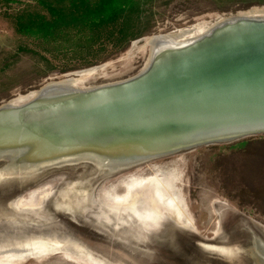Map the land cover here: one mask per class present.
Instances as JSON below:
<instances>
[{"label":"water","instance_id":"1","mask_svg":"<svg viewBox=\"0 0 264 264\" xmlns=\"http://www.w3.org/2000/svg\"><path fill=\"white\" fill-rule=\"evenodd\" d=\"M79 82L0 106V264H264L237 172L264 141V13Z\"/></svg>","mask_w":264,"mask_h":264},{"label":"rangeland","instance_id":"2","mask_svg":"<svg viewBox=\"0 0 264 264\" xmlns=\"http://www.w3.org/2000/svg\"><path fill=\"white\" fill-rule=\"evenodd\" d=\"M63 1L61 5L70 3ZM134 1L139 14L134 29L140 35L115 51L105 40L108 34L102 36L103 42L93 44L91 32L76 34V29L66 26L49 33L47 39L16 31L17 17L48 20L51 15L41 3L58 0H0V106L67 77L78 79L81 88L135 77L149 64L150 50L140 43L143 38L264 9V0ZM133 43H137L134 48ZM90 69L93 72L85 75ZM237 172L240 203L264 220V141L253 144L237 164Z\"/></svg>","mask_w":264,"mask_h":264},{"label":"trees","instance_id":"3","mask_svg":"<svg viewBox=\"0 0 264 264\" xmlns=\"http://www.w3.org/2000/svg\"><path fill=\"white\" fill-rule=\"evenodd\" d=\"M63 2L41 3L51 15L48 20L45 17L24 18V14L17 17L16 31L36 39H47L49 33L66 26L76 29V34L91 32L93 44L103 42L102 36L108 34L105 40L115 51L124 49L140 35L134 29L139 20L138 4L134 0H70L69 4L61 5Z\"/></svg>","mask_w":264,"mask_h":264},{"label":"bare ground","instance_id":"4","mask_svg":"<svg viewBox=\"0 0 264 264\" xmlns=\"http://www.w3.org/2000/svg\"><path fill=\"white\" fill-rule=\"evenodd\" d=\"M248 13H264V9L258 10V11H256V10H250ZM243 14H246V13L238 14V16L243 15ZM221 20L223 21L224 19H221ZM206 26H209V25L207 23L206 24L200 23V24H197L195 26H192L189 29L179 30V31L174 32V33H171V34H156V35L148 36V37L143 38L140 41V43H142L145 47L149 48V50H150L149 61H150L151 56L157 51V48H158V45H159V42L160 41H163V40H166V39H169V38H172V37H175V36H178V35H181V34L190 32V31H194V30H197V29L206 27ZM136 44L137 43H133V45H132L133 48L136 46ZM93 70L94 69L86 70V71H84V74L85 75H89L90 73L93 72ZM78 81H79L78 79H75L73 77H67V78H64V79H62L60 81H57V82L48 83V84L40 87L37 91H39L43 87L45 88L47 86H55V87L63 86V87H69V86L74 85L75 83H78ZM37 91H33V92L29 93L28 95H30V94H32L34 92H37ZM28 95H26V96H28ZM20 99H22V98H19L18 100H20Z\"/></svg>","mask_w":264,"mask_h":264}]
</instances>
